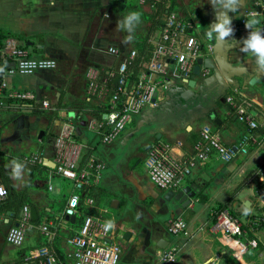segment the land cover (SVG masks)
<instances>
[{
  "label": "crops",
  "instance_id": "obj_1",
  "mask_svg": "<svg viewBox=\"0 0 264 264\" xmlns=\"http://www.w3.org/2000/svg\"><path fill=\"white\" fill-rule=\"evenodd\" d=\"M257 1L244 0L237 14L229 13L233 16L231 39L235 42L225 40L222 49H230L224 53L214 54L217 40H209L204 35L215 19L214 9L208 11L206 25L194 20L195 32L213 45L204 58L223 57L224 64H217L215 70H205L204 76L197 78L195 88L189 87L185 78L171 77L165 98L134 115L116 142L108 144L115 143L114 152L107 149V156L104 152L103 158L98 151L95 132L88 123L95 119L94 109L104 111V99L89 96V73L93 71L98 79L111 75L118 59L108 51L110 46L125 52L140 47L151 33L147 19L151 10L149 4L137 0H0V29L12 34L4 47L23 49L30 57L52 58L57 63L54 69H40L29 75L17 71L5 73L10 89L33 91L39 100L11 101L0 96L6 104L0 120L3 156L0 162L11 163L25 155L18 145L26 142L29 128L28 133L37 136L33 145L35 153L43 152L44 159L53 162L55 138L70 118L77 124V139L91 144L94 152L106 160L105 171L96 187L100 207L108 209V217L114 219L123 233L118 234L123 237L118 264H166L162 255L170 250L181 264H264V222L248 233L258 242L249 250L243 249L237 239L225 232L212 229V214L232 195V204L241 212L238 218L243 222L264 213V185L259 180L264 171V71L256 67L250 54L239 49L241 39L249 31L240 21L244 9ZM133 11L140 14V20L134 22L129 32L120 27V22ZM228 63L236 68L246 67L247 71L233 75L232 69L224 66ZM8 67H15V64L10 62ZM253 77L255 80L251 83ZM232 92L251 103L259 124L256 130H251L229 107L232 105L226 97ZM42 100H48L50 107L45 108ZM238 121L240 125L236 124ZM206 124L212 125L227 144H237L250 133L255 140L248 142L230 161L224 162L215 156L195 168L188 184L200 193L193 199L192 206L182 208L177 201L165 199L167 192L158 189L149 179L144 161L148 149L158 141L169 143L186 154L193 152ZM41 130L45 131L42 139ZM49 169L33 180L27 171L22 187L27 188L38 212L43 214L39 219L47 217L46 213L58 214L74 191L72 181L58 176L50 180ZM239 184L240 188L233 194ZM55 190L57 194L51 195ZM201 194L208 196L207 202L199 200ZM58 198L59 211L53 207ZM115 199L116 206L112 204ZM196 203L202 205L199 211L193 209ZM117 209L125 210L124 218L115 217ZM173 215H181L186 221L185 229L177 234L169 230ZM17 220L14 212L0 214V264H26V259L46 241L41 230L34 228L27 233L23 246L9 243L7 232ZM74 222L70 219L64 222L55 242H51L65 257L70 249L66 238L79 228L71 225ZM127 233H130L129 238ZM248 236L241 238L246 241ZM161 239L167 243L165 248L158 244Z\"/></svg>",
  "mask_w": 264,
  "mask_h": 264
},
{
  "label": "built area",
  "instance_id": "obj_2",
  "mask_svg": "<svg viewBox=\"0 0 264 264\" xmlns=\"http://www.w3.org/2000/svg\"><path fill=\"white\" fill-rule=\"evenodd\" d=\"M158 1L160 0H139L141 4ZM177 9L172 8L165 24L147 35V42L151 46L148 57L136 47L125 52L116 46H110L108 51L118 59L111 75L98 79L93 71L89 73V96L104 99L103 108L108 105L103 119L95 118L88 123L89 128L95 132V137L99 136L103 143L115 141L126 130L134 115L165 98L171 77L190 78L198 59L212 50L213 45L206 43L195 32L194 22ZM249 17H255L259 22L258 26L264 28V0H258L245 8L241 23H245ZM10 62L15 67H8ZM56 65L55 59L30 57L23 49L0 45V72L3 73L0 96L4 95L11 101L39 100L33 91L10 89L9 81L4 75L15 71L29 75L40 69H54ZM107 96L110 97L107 99ZM226 99L233 106L237 117L247 122L251 130L258 128V121L247 99L235 92L227 95ZM42 105L49 108L50 102L42 100ZM3 106H6L5 101L0 99V120L3 117ZM76 126L70 118L65 121L54 141L55 166L49 169L50 180L58 176L72 181L74 185V191L63 210L53 218L36 224L32 219L31 206L25 204L17 220L18 225H11L7 232V241L21 247L26 241L27 233L38 228L48 242H54L63 223L69 221L68 217H76L81 205L91 210L83 216L79 228L67 236L66 242L70 249L65 260L60 258L52 244H42L26 259V264H118L120 261L121 246L117 237L122 230L112 217H108V209L97 205L95 196L90 194L91 188L99 184L106 162L94 152L91 144L77 139ZM254 140V135L250 133L237 144H227L212 125L206 124L201 129L193 152L186 154L169 143L158 141L148 149L144 164L149 179L158 189L163 192L179 190L188 184L189 176L195 168L208 163L215 156L224 162L230 161L248 142ZM1 141L0 137V143ZM2 157L0 150V159ZM44 158V153L38 152L22 156L21 161L39 165L45 164ZM259 180L264 185V171L260 173ZM7 195L8 189L0 180V201L6 199ZM263 222L264 213L249 217L243 222L228 209H224L217 215L212 229L225 232L229 237L237 239L243 249L249 250L255 248L258 242L254 237H249L248 233L254 232ZM169 223V230L174 234L182 232L186 227V221L181 215H173ZM242 236H248L246 241L242 240ZM162 258L166 264H181L172 250L166 251Z\"/></svg>",
  "mask_w": 264,
  "mask_h": 264
},
{
  "label": "trees",
  "instance_id": "obj_3",
  "mask_svg": "<svg viewBox=\"0 0 264 264\" xmlns=\"http://www.w3.org/2000/svg\"><path fill=\"white\" fill-rule=\"evenodd\" d=\"M151 10L149 11L148 15H147V19H148V27H149V31L150 32H154L155 30H157L158 28H160L161 26H163L167 20L168 14L170 12V10L174 7H176L178 5L177 0H160L158 2H154V3H148ZM187 18H189L188 16H186ZM12 34L6 31H3L0 29V45L3 47L5 45V41L7 38L11 37ZM150 48L151 46H149L147 39H145L143 41V43L140 45V47H138L139 51L141 52V54H146V57L149 56L150 54ZM110 96H107V99ZM106 107L103 108L104 111H101L100 109H94V117L98 120L103 119L104 118V112H106L108 109V105H105ZM97 115V116H96ZM264 130V129H262ZM78 137V135H77ZM8 162H0V180L1 182L7 187L8 189V195L6 197V199L0 201V214L3 213H12L14 212V216L17 218H19V213L22 209V207L25 204H29L30 206L35 205V202L30 198L29 192L27 190V188H22V189H17L15 184L12 181L11 178V171H10V167H9ZM26 167L28 168V171L31 173V178L30 180H33L32 178H34L35 176L44 173L45 170L49 169V167L43 163L39 164V165H32L29 163H25ZM32 184V182L30 183ZM46 186V185H45ZM241 184H239L236 189L234 190L233 194H235V191L240 188ZM47 187V186H46ZM97 187H93L91 188L90 194L95 196L96 199V204L99 205V193H97ZM82 197H84V195H82ZM199 200L201 202H207L208 201V196L206 194H201L199 196ZM233 200L234 197L232 195V197L229 199V201H227L224 204H221L218 206L217 209H215L213 215V224L216 222L217 219V215L219 214L220 211L224 210V209H228L234 216L239 217L241 212L237 210V208L235 206H233ZM91 209H89L87 206L81 205L80 206V211L79 214L76 215V222L72 223L71 225L74 226H80L83 216L88 213ZM18 215V216H17ZM40 217L43 215L41 212H39ZM47 217L44 218H40L39 220L35 221L36 224H39L43 221L49 220L50 218H53L54 215H51L50 213H46ZM46 245H50L51 243H49L47 240L45 243ZM58 253V251H57ZM58 255L60 256V258H62L63 260L66 259V257L62 254V253H58Z\"/></svg>",
  "mask_w": 264,
  "mask_h": 264
},
{
  "label": "clouds",
  "instance_id": "obj_4",
  "mask_svg": "<svg viewBox=\"0 0 264 264\" xmlns=\"http://www.w3.org/2000/svg\"><path fill=\"white\" fill-rule=\"evenodd\" d=\"M209 3L214 9V21L207 27L204 35L209 40H231L234 32L232 26L233 16L229 13L237 14L244 3V0H209ZM140 14L136 11L128 13L120 22V27L131 32L134 27V22L138 23ZM258 21L255 17H249L245 20V27L249 29L247 35L241 39L240 51L250 54L254 58V63L259 70L264 71V28L258 26ZM131 35L128 39H131ZM229 38V39H226ZM23 165L19 162H14L13 174L18 175L19 170Z\"/></svg>",
  "mask_w": 264,
  "mask_h": 264
},
{
  "label": "rangeland",
  "instance_id": "obj_5",
  "mask_svg": "<svg viewBox=\"0 0 264 264\" xmlns=\"http://www.w3.org/2000/svg\"><path fill=\"white\" fill-rule=\"evenodd\" d=\"M138 1L139 0H137V2ZM177 3H178V5L176 7L178 8L177 9L178 11H180L184 15L188 16L193 22L195 20V21H198V23H202L203 25L204 24L206 25V16H207L208 11L210 9H213L212 5L209 3V0H177ZM236 124L237 125H240V122L238 121ZM6 126H7V128L9 127V125H6ZM30 130L31 129L29 128L28 131H30ZM28 131H27V135H25V136H27L28 143H27V139H26L25 140L26 142H24L23 145L19 146L17 144L18 147L20 148V151L25 152V155L33 154L31 152H34L35 153V149H34V146L33 145H34V143L37 142V136L34 137L31 133H28ZM1 132H4L3 129H1ZM95 139H96L95 141H96V143L98 145V151H99V153L101 155H103V158H104V154H103L104 152H105V155L107 156V149H110L112 152H114V147H115L114 145H115V143H113L112 145L105 144V143H103L100 140V137L99 136H97ZM116 140H115V142H116ZM84 141L86 142L87 140L85 139ZM16 147L17 146H15V148ZM123 153H124V151H122L120 153V155L123 154ZM13 156L16 157L15 155H13ZM14 162H19L21 164L23 162L21 161V158L19 156L17 158V161H13V162H11L9 164L10 171H11V178H12L13 183L15 184V186L17 188L22 189V187H24V185L26 183L25 181H26V175H27L28 168L26 167L25 164H22L23 167L19 170V174L18 175H14L13 174ZM104 171H105V169H104ZM237 180H239V179L237 178ZM54 193L57 194V190H55L54 192H52L50 194L53 195ZM217 204H215L216 205L215 207H217ZM60 205H61V202H59V198H58L54 202V206L53 207H54V209H56L57 211H59V210H61ZM201 207H202L201 204L196 203V205L194 206L193 209L195 211H199V209H201ZM109 210H110V208H109ZM117 212H118L117 215L114 214L116 218H119V219L124 218L125 210H123V209H117ZM112 213H114V212L112 211ZM123 226H126V225H123ZM123 229H124V227H123ZM122 239H123V237H117V240L119 242H121Z\"/></svg>",
  "mask_w": 264,
  "mask_h": 264
},
{
  "label": "water",
  "instance_id": "obj_6",
  "mask_svg": "<svg viewBox=\"0 0 264 264\" xmlns=\"http://www.w3.org/2000/svg\"><path fill=\"white\" fill-rule=\"evenodd\" d=\"M122 1H124V0H122ZM224 41L225 40L217 41V43H216L217 45L213 49V53L214 54L224 53L226 51H229V49H230L229 47L228 48L225 47V49H222L221 45H222V43ZM217 58L216 59H215V57H207V58L201 57V58H199L197 63H196V65L194 66L193 75L190 78H187L184 82L189 87L195 88L197 86V84H198L197 78L204 76V74L206 72L205 70H208V69L215 70L217 64L219 66L224 64L225 58H223V57H219V59H217ZM224 66L226 68H231L232 69L231 70L232 73H234L233 75H236V73L238 74V73H241L243 71H247L246 67L236 68V67H232V65L229 64V63L224 65ZM2 76H3V73L0 72V84H1V81H2ZM254 80H255V77L252 78L251 83H253ZM155 101H156V97L153 98V102H155ZM229 107L233 108V106H230V105H229ZM215 120L218 122V119H215ZM79 130H80V128L77 127V131H79ZM44 135H45V131L41 130L40 131V135H39L40 138L41 139L44 138ZM44 163H45V165H47L50 168H53L55 166L54 162L48 163V161H44ZM199 193H200V191L196 190L193 187V185L187 184L182 189L167 191V193L165 194V199H167V200H175V201H177L180 204V206L182 208H187L188 206H192L193 205V199ZM117 202L118 201L115 199V200L112 201V204L114 206H116ZM31 214H32V219L34 221L39 220V213H38L37 207L35 205L31 206ZM19 215H21V211H20ZM68 218L71 221L74 222L76 217L75 216H71V217H68ZM16 225H18V223H16ZM129 237H130V233H127V238H129ZM158 244L162 248H165L166 245H167V243H166V241H164V239H161Z\"/></svg>",
  "mask_w": 264,
  "mask_h": 264
},
{
  "label": "bare ground",
  "instance_id": "obj_7",
  "mask_svg": "<svg viewBox=\"0 0 264 264\" xmlns=\"http://www.w3.org/2000/svg\"><path fill=\"white\" fill-rule=\"evenodd\" d=\"M5 43V42H4ZM150 46V45H149ZM104 66V65H103ZM107 67V66H106ZM99 75V74H98ZM102 77V76H101ZM78 112V111H77ZM97 116V115H96ZM33 186H34V184H33ZM39 213V212H38ZM18 216V215H17ZM46 242V241H45ZM55 242V241H54ZM50 243V242H49Z\"/></svg>",
  "mask_w": 264,
  "mask_h": 264
}]
</instances>
